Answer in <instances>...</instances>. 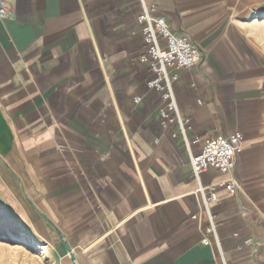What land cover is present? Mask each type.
<instances>
[{
    "label": "crops",
    "instance_id": "obj_1",
    "mask_svg": "<svg viewBox=\"0 0 264 264\" xmlns=\"http://www.w3.org/2000/svg\"><path fill=\"white\" fill-rule=\"evenodd\" d=\"M4 1L0 264H30L11 251L31 242L43 264H264V0H147L201 53L174 84L192 154L217 134L242 135L232 174L201 176L240 186L209 204L219 246L201 242L199 183L145 88L136 0Z\"/></svg>",
    "mask_w": 264,
    "mask_h": 264
},
{
    "label": "built area",
    "instance_id": "obj_2",
    "mask_svg": "<svg viewBox=\"0 0 264 264\" xmlns=\"http://www.w3.org/2000/svg\"><path fill=\"white\" fill-rule=\"evenodd\" d=\"M136 2L138 11L135 22L144 45V51L138 56V61L147 67L151 75L145 83V88L148 92L157 94L159 105L156 115L160 129L164 133L167 132L172 139L181 142L188 154L191 173L199 183L197 192L201 205L208 214V225L204 228L201 242L209 245L213 240L219 246L217 223L210 213L209 204L219 198L220 191L235 195L240 186L233 177L204 185L201 183V176L208 170L219 174H232L236 156L241 152L242 135L240 132L217 134L202 141L200 151L192 154L188 136L192 130L191 118L180 113L175 100L174 84L179 80L180 70L194 68L199 63L201 53L187 35L173 32L166 19L154 13L155 4L148 3L147 0ZM5 16L7 4L0 0V17ZM141 101V96L132 98L134 105ZM197 103L201 104V100L198 99ZM153 142L157 144L159 138L156 137ZM192 218H195V215H192ZM251 242V238L245 241L246 245Z\"/></svg>",
    "mask_w": 264,
    "mask_h": 264
},
{
    "label": "rangeland",
    "instance_id": "obj_3",
    "mask_svg": "<svg viewBox=\"0 0 264 264\" xmlns=\"http://www.w3.org/2000/svg\"><path fill=\"white\" fill-rule=\"evenodd\" d=\"M28 246L30 247V244ZM14 250L11 251L12 254H15L21 260L29 261L30 264H43L44 263L43 260L39 259L38 244H37V247H31L28 249L27 248L24 249L23 247L19 246V248H17L15 251Z\"/></svg>",
    "mask_w": 264,
    "mask_h": 264
},
{
    "label": "bare ground",
    "instance_id": "obj_4",
    "mask_svg": "<svg viewBox=\"0 0 264 264\" xmlns=\"http://www.w3.org/2000/svg\"><path fill=\"white\" fill-rule=\"evenodd\" d=\"M5 237H6L5 239L7 241L16 243L17 245H23V244L28 242V236L27 235L16 236V235L9 234V235H6ZM27 247H29V246H27ZM30 247H37V243L31 242Z\"/></svg>",
    "mask_w": 264,
    "mask_h": 264
},
{
    "label": "water",
    "instance_id": "obj_5",
    "mask_svg": "<svg viewBox=\"0 0 264 264\" xmlns=\"http://www.w3.org/2000/svg\"><path fill=\"white\" fill-rule=\"evenodd\" d=\"M40 215H41L46 221L50 222L44 214H41V213H40ZM54 230L56 231V233H57V237H58V239L60 240L61 244H62L63 247L66 249V251L70 254V258H71L72 260H74V255H73V253H72V249H71V247L69 246V244L67 243V241L63 238L62 233H61L56 227H54Z\"/></svg>",
    "mask_w": 264,
    "mask_h": 264
}]
</instances>
